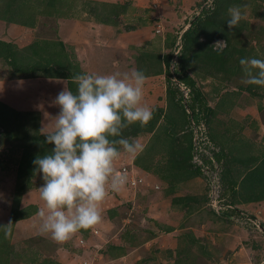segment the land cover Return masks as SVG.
<instances>
[{"label": "rangeland", "instance_id": "obj_1", "mask_svg": "<svg viewBox=\"0 0 264 264\" xmlns=\"http://www.w3.org/2000/svg\"><path fill=\"white\" fill-rule=\"evenodd\" d=\"M39 1L46 0H0V39L14 45L19 59L23 56L21 50L26 48L29 53L34 45V48H45L51 40L64 43L63 39H66L67 34V40L74 43L71 48L75 52L73 60L78 63L76 75L130 73L134 67H126L125 65L129 64L127 61L134 62L133 58L144 52L157 53L162 63L161 72L149 75L158 76L155 80L150 78L149 82L145 83L147 86L144 91L148 87L149 94L144 93V96L148 97L143 101L153 110H160L158 123L152 132L129 137L144 146L141 155H146V149L154 135L166 138L162 140L163 151L153 156V172H157L161 179L158 181L160 188L158 191L151 188L152 191L143 194L151 199L153 197L151 203H156L160 198L158 192L161 191V198H164L167 208L163 210V202H160L161 210L155 206L157 211H153L150 216L147 214L150 204L144 206L136 202L140 197L134 198V192L146 185L147 177L144 175L143 178V173L138 167L131 165L133 158L121 149V156L115 163L116 170L123 165L128 166L140 182L136 187L125 185L121 191L109 193L101 206L103 221L99 224L109 228L107 234L102 235L104 239L100 240L102 245L106 244L104 249L113 242L122 246L128 244L129 252L115 254L111 258H117L114 262L106 261L96 253L91 254L89 258L94 256L91 260H98L97 264H264V199L245 200L242 190L244 188L239 187L240 185L236 186L240 188L239 191L232 193L229 177L224 175L222 170L226 168L224 160L221 159L220 166L218 161L212 160L216 173L211 176V181L218 183L219 194L238 212L226 219L223 210L209 207L204 199L208 195L205 187L208 189L210 183L204 185L203 176L200 174L193 173L191 177L186 178V172L190 169L183 168L184 165L186 167L183 160L185 155L189 154L187 152L190 141L192 161L195 159V131H202L207 135L210 142L206 146L208 151L218 150L219 145L223 144V148L230 151L228 157L233 158L237 157L234 155L236 150L233 137L236 139L235 133L238 131H231L228 121L231 119L239 122L245 118L248 122H264V87L247 83L244 71L246 65L240 63L242 58L264 59V0H232L225 7L223 25L226 27L224 33L229 37V41L223 36H218L207 42L205 34L199 35L200 44L207 43L211 51L225 50L226 53H231L225 64L219 67L213 65L210 68L203 66L207 63L202 61V58L193 56L191 50L184 51L182 38L177 45L174 38L198 17L205 20L212 11L207 13V6H215V0L211 4L208 0H112V3L117 5L112 7L110 3L107 8L110 10L106 15V18L111 20L110 30L102 29L99 35L104 36L103 44L108 42L109 35H127V47L112 55L104 54V50L98 51L97 58L90 62L91 65L88 59L92 58L86 57L87 49L84 43L89 38L88 33L84 31L80 34L81 31L77 30L79 38H72L73 26L69 20L76 18L85 9L89 11L90 8L93 13L94 6L90 1L94 0H81V3H90L84 5V9L79 8L81 3L78 0H73L68 14L52 16L42 12L34 15L32 25L25 24L19 16L23 7L28 9L33 3V7L37 9ZM234 5H247L242 9L246 18L237 28L229 30L226 23L229 18L227 10ZM210 20L214 19L210 16ZM220 41H225V44L216 45ZM82 53H85L84 56ZM182 53L185 57L183 56L184 60L179 63ZM168 56L167 64L165 57ZM111 59L114 61V68L109 65ZM58 64L61 65L60 62ZM92 64L94 66L90 68ZM11 68L8 62L0 58V79L5 82H0V97H3V100L0 98V264H38L42 259H50L52 264L58 256L55 251L57 245L41 237V234L50 236L40 231L41 217L38 215L41 210L46 213L44 202L39 196V187H35L37 180H42V174L31 175L23 185L24 192L16 187L19 182L16 174L25 148V136L34 133V130H37L38 134H45L54 129L53 118L60 111L59 106L55 104V98L65 87L69 88V79L42 74L22 78L16 76ZM206 69L213 70L207 72ZM221 69H226L227 72ZM73 77L75 76L70 78L72 81ZM183 77L193 86L186 84L182 80ZM12 80L19 82H11ZM6 83L7 88L1 86ZM168 84H171L174 92L168 91ZM192 87L197 89L199 95H196ZM181 104L188 113L182 126L179 120L181 111L177 108ZM2 106L18 111L19 114H10L4 111ZM202 107L206 110H202ZM178 120L179 123L173 128V132L169 133L172 129L169 122ZM32 121L35 124L31 126ZM260 129L263 131V126ZM4 131L9 132V135ZM167 134H172L173 138ZM262 137L258 135L255 141L259 142L264 151ZM201 155L204 162L208 160L205 164L210 167L211 160L205 153ZM240 168V164L233 167L237 170ZM244 171H240V177H243ZM176 174L181 175L180 181L176 179ZM192 177L196 179L191 180ZM196 185L197 188L192 187ZM194 195L198 196V203H193L192 207L188 208L186 203L191 198L186 200V197ZM132 197L135 202L130 200ZM177 197L182 200H176ZM17 201L20 207L30 206L34 202L40 205V209L37 207L36 213L26 217H17ZM106 209L113 213V217L111 213V218L106 216ZM9 229L10 234L6 235ZM91 260L90 262H93Z\"/></svg>", "mask_w": 264, "mask_h": 264}, {"label": "clouds", "instance_id": "obj_2", "mask_svg": "<svg viewBox=\"0 0 264 264\" xmlns=\"http://www.w3.org/2000/svg\"><path fill=\"white\" fill-rule=\"evenodd\" d=\"M246 7L228 8L229 30L246 18L242 11ZM240 63L246 65V82L264 87V59L242 58ZM73 80L76 92L65 87L57 94L55 104L60 111L53 118L54 129L44 134L45 142L54 146L51 153L32 161L44 181L38 188L46 208V213H38L40 231L60 245L102 222L103 202L127 183L126 173L115 168L121 149L133 159L144 150L123 133L137 123L145 127L154 112L143 102L147 77L142 70L78 74Z\"/></svg>", "mask_w": 264, "mask_h": 264}, {"label": "trees", "instance_id": "obj_3", "mask_svg": "<svg viewBox=\"0 0 264 264\" xmlns=\"http://www.w3.org/2000/svg\"><path fill=\"white\" fill-rule=\"evenodd\" d=\"M232 0H215V10L211 11L212 6L209 5L206 9L209 13L207 18L205 20H202L200 17L197 18L196 21H194L182 34V40H183V46L184 51L191 50L193 56H197L202 58V61H204L207 68L213 67V65L219 67L223 64H225L227 58L231 56V53H226L225 50L223 52H216L211 51V49L207 46L208 44L205 43L202 45L198 41V37L201 33L206 35L207 42L213 37L223 36L229 41V37L224 33L225 25H223V20L225 19V7L231 3ZM234 1V0H233ZM71 3H73V0H46V1H39L37 2L39 8L35 9L33 7V3L27 7H23L21 15V21H23L25 24L32 25V21H34V15L35 14H41L42 12L49 13L50 15H66L68 14L69 10L71 9ZM36 4V3H35ZM32 6V7H30ZM206 8V6H205ZM28 16V18H26ZM210 16L214 20H210ZM24 24V25H25ZM207 25V26H206ZM177 37V36H176ZM174 38V40L176 39ZM173 40V42H174ZM36 43H33V45ZM35 47V45H34ZM31 48L29 50V53H27L26 48L21 50L23 53V56H21V59L18 58L17 53L15 51L14 45H12L10 42L4 41L0 39V58L4 59L6 62L10 64L12 67L14 74L18 77H33V76H39L40 74L49 76V77H65L68 78V86L69 89L72 90L74 93L76 92V84L74 81H72L70 78L72 76H76V69H78V63L74 61V50L69 47L67 44L62 43V41L58 40H51L49 43H47V46L45 48L41 47L39 48ZM50 48V51L48 49ZM71 48V49H70ZM183 51V52H184ZM46 52V53H45ZM45 53V54H44ZM226 53V54H225ZM56 56H55V55ZM158 54H152V53H140L138 57H136V62L138 65V70H142L145 75L150 74H158L162 71V63L161 59ZM183 53L180 56L181 63L184 60ZM57 57V58H56ZM60 60H59V59ZM165 61L167 64L169 63V56L165 57ZM60 62L61 65L58 64ZM72 68V69H69ZM72 70H75L73 72ZM181 70V69H180ZM213 69H206L207 72H211ZM222 70V69H221ZM229 70V69H228ZM72 71V72H71ZM226 71V69L222 70ZM15 76V77H16ZM181 78V77H180ZM182 80L188 84V81L185 77L182 78ZM190 86H193L191 82L189 81ZM193 90L196 91L197 89L193 88ZM219 89V88H218ZM168 91L174 92L173 88L171 87V84H168ZM4 111L10 112V114L16 113V115L19 114L18 111H15L11 108H8L7 106H2ZM177 108L180 109L181 115H180V126L184 123V120L187 118L188 113L186 108L183 106V104L177 106ZM193 109V106L191 107ZM202 110H206L205 107H202ZM1 103H0V113H1ZM22 115V114H21ZM160 118V110L155 109L153 112V119L145 126L140 127L139 124H134L130 128L126 129L123 133L125 137L129 136H137L143 132H152L153 129L156 127L158 120ZM179 120L177 122L170 121L171 123V130L169 133L173 132V128L179 123ZM254 123V122H250ZM35 124L34 121L31 122V126ZM234 129H237L238 133L236 132V139L233 137V143L235 145L236 155L237 157H228L229 152L225 148H223V144L219 145L218 150L212 151V156L214 160L219 164V162L222 164L221 159L224 160L226 168L222 169L223 174H227L230 182V185L232 186V193L236 191H239V187H242L244 189V195L245 200L247 201H259L261 199H264V151L263 147L259 145V142H256V136L250 137V135H247L245 133L246 126L240 125L236 122L234 125ZM37 129V128H35ZM4 133L8 136L9 132L4 131ZM169 137H172V134H167ZM215 139L216 137L213 136ZM173 138V137H172ZM25 148L24 152L22 153L18 166H17V174L16 178H18L19 182H17L16 187L19 190H22L21 192H24L23 185L26 182L27 179L31 177V175H34L36 173H39L35 166L33 165L32 161L37 156H43L45 154H50L52 148L54 147L51 144H48L45 142V136L44 134H38L37 130H34V133L30 135H26L25 138ZM166 140V138L154 135V137L150 140V145L146 149L145 154L146 155H139L135 159L132 160V166L138 167L137 169L143 170V171H152L155 168L154 164V154H159L161 151H163V141ZM214 139V140H215ZM163 140V141H162ZM191 140V138H190ZM162 141V142H161ZM239 141V143L237 142ZM232 143V144H233ZM240 144V145H239ZM190 148H192V142L190 141V144L188 146L189 154L187 156L185 155L184 160L186 163L183 166V168L190 169L188 172H186V178L191 177V175L194 174H200L203 176V182L204 185L207 184L209 180V176L203 173L201 166L197 165L192 161V154L190 151ZM178 151H180V148H178ZM246 152V154L244 153ZM211 160V166L210 169H213L214 165L212 164ZM208 162L205 161L204 163ZM219 164V166L221 165ZM236 164H240L241 168L240 170L233 169ZM133 166V167H134ZM179 166V164H178ZM193 167L194 169H191ZM223 167V165H222ZM221 167V168H222ZM182 168V167H180ZM232 168V169H231ZM178 169V168H177ZM244 169L243 177H240L239 173L240 171ZM222 170L220 172V179L222 178ZM196 171V172H195ZM155 172V171H154ZM157 173V172H156ZM158 174V173H157ZM178 181H180L181 175L179 176L176 174ZM194 177V176H193ZM196 179V178H193ZM184 178V177H183ZM44 183L42 180H37L35 183V187H40ZM191 186V183H189ZM237 185H240L238 188H236ZM194 188H197L198 186H192ZM173 188V187H171ZM209 189V188H208ZM205 187V192H208L209 190ZM235 189V190H234ZM203 190V187H202ZM208 194V193H207ZM198 196L194 197H186V200L191 198L190 201H187V207L191 208L193 203H198ZM182 200L180 197H177L176 200ZM197 199V200H196ZM207 201L208 204V195L204 198ZM16 202L15 206L18 207L16 209V215L17 217H26L28 215H31L37 211V207L35 205L20 207ZM220 203L226 207L222 211L223 216L226 217V219H229V215H236L238 212H236L234 207H232L230 203L226 202L222 195L220 194ZM209 206V205H208ZM210 207V206H209ZM212 210V209H211ZM13 214H15V211H12ZM216 214V213H215ZM83 232H87L82 230ZM127 244V242H126ZM129 252V245L122 246V245H115L111 244L108 246V248L105 249V253L109 255L110 257L115 256V254H125ZM38 264H51L50 259H42L40 263ZM52 264H59L57 262H52Z\"/></svg>", "mask_w": 264, "mask_h": 264}, {"label": "crops", "instance_id": "obj_4", "mask_svg": "<svg viewBox=\"0 0 264 264\" xmlns=\"http://www.w3.org/2000/svg\"><path fill=\"white\" fill-rule=\"evenodd\" d=\"M78 2L81 3V0H78ZM90 3H91V5L94 6L93 13L91 12L90 8H89V11L87 9H85V10H82L81 13H79L76 18H71L69 20L73 26L71 29V30H73L72 35H71L72 38H79L80 34L83 33L84 31H87V33H88L89 38L87 40H85L84 43H85L86 49H87V53L85 52L86 57L90 56L92 58V59H88L89 63L92 62L93 59L97 58L98 51L104 50L105 51L104 54H108V55L109 54L112 55V53H114L116 51H121L124 47H127V44H125V43L128 40V39H126L127 35H122L121 37L109 35L108 42L106 44H103V41H104L103 37L104 36L99 35V33L101 32L102 29L110 30L109 27L111 25L110 24L111 20H108L109 18H106V15L108 12H110V10L107 8H108L109 4L112 3V0H94V1H90ZM90 3L84 1V3H81L79 8L84 9V5H86V4L90 5ZM114 5L116 6L117 3H112V7H114ZM77 30L81 31L79 35L77 34ZM130 34H132V33H130ZM65 36H66V39L65 40L63 39V42L65 44H67L69 47H72V44H74V43L69 42L67 40L68 39L67 34ZM128 36L130 37L131 35H128ZM99 41H100V43H99ZM78 45H80V44H77V46ZM85 53H82V56H84ZM146 53H148V52H146ZM133 60H134V62H131L130 60H128L127 62L129 64L125 65V66L126 67L133 66L134 69H138L136 57L133 58ZM113 62L114 61L111 59L110 64H109L110 67H112V68H114V65H112ZM90 65H91V63H90ZM93 66L94 65L92 64V66H89V67L91 68ZM118 66H119V64H118ZM119 69H121V68H119ZM128 70H130V69H128ZM156 76H158V75L146 76L147 80L145 83L149 82L150 78H151V80H155L154 78H157ZM13 81L19 82L16 80H12L11 82H13ZM0 82H4V81L0 79ZM6 85H7V83L5 85H1V86H5V88H7ZM15 86H17L16 83H15ZM145 86H147V85H144V87ZM0 89H1V87H0ZM144 93L149 94L148 87H147L146 91H144ZM147 97H148L147 95L144 96V98H147ZM0 98L3 100V97H0ZM150 100H153V99L150 98ZM146 104H147V102H146ZM257 114H259V113H257ZM237 123H239V126L240 125L246 126L245 133L247 135L251 136V133H252V136H256L255 138H257L258 135L264 137V122L263 121L261 122V120L260 121L257 120L255 123L252 124V123L246 121L245 118H242ZM228 124H229L231 131H233L235 128L234 125L236 124V122L234 120L231 121V119H230L228 121ZM262 126H263V131L260 129ZM235 130H237V129H235ZM260 132H262V134ZM139 171H141V170H139ZM141 172L143 173V178H144V175H146L147 178H145V179H146L147 183H146V185H143V187L141 186L140 188H138V192H134L135 193L133 195L134 198L140 197V199H139L140 201L138 200L136 202L142 203V204H144V206L150 204L149 209L147 211V214L150 216L152 215L151 213L153 211H157V209H156L157 206L161 210V205L159 204L160 202H163V210H166L167 204H166V202H164V198L163 197L161 198V193H160L161 191L158 192L160 194V198L158 199V201L156 203L154 201H153V203H151L153 200V197L151 199L150 196L143 194V193H149L150 191H152L151 188H153L154 190H157V191L159 190L160 185L158 184V181H160L161 179L158 177V174L155 172L146 171V170L145 171L142 170ZM150 184H151V186H150ZM155 187H157V188H155ZM138 194H140L141 196H138ZM143 199H145V200H143ZM130 200L135 202L133 197ZM121 202H123V201H121ZM34 204H36V203L33 202L32 205H34ZM36 205L35 206L38 207V209H40V205L39 204H36ZM155 206H156V208H155ZM112 207H115V206L112 205ZM105 212H106V216L108 215V217H110V213H111V217H113V213L109 212L108 209H106ZM106 226L97 225L96 227H94L90 230H87L86 233L81 231V232L77 233L76 235H74L71 240H69L67 243H65L63 245L57 244L51 238L50 234H49L50 237H48V236L46 237V235H42V234H41V237H44V238L56 243L57 246H55L56 247L55 251H56V254L58 256H57V258H55V257L54 258H55L56 262L59 264H91V263L97 264L98 260H96V259H94V261L91 260V258H94V256L89 258V256L93 253H96V255H99L101 258H103L106 261L114 262L117 258L111 259L112 257H110L109 255L104 253L105 249L103 246L106 244L102 245V243H101L102 242L101 240L104 239L102 237L103 233L107 234V232H108L109 227H106ZM100 233H101V235H99ZM106 242H109V241H106ZM113 244L119 245L118 243H114V242H113ZM89 247L90 248L95 247L96 249H90ZM100 249H101V252H100ZM90 260L93 262H90Z\"/></svg>", "mask_w": 264, "mask_h": 264}, {"label": "built area", "instance_id": "obj_5", "mask_svg": "<svg viewBox=\"0 0 264 264\" xmlns=\"http://www.w3.org/2000/svg\"><path fill=\"white\" fill-rule=\"evenodd\" d=\"M212 1L213 0H208V3L211 4ZM183 32L176 37L175 39L176 45L180 43ZM209 143L210 142L208 140V137L204 132L195 131V135L193 137V147H194L193 159L194 158L195 159L193 161L197 165L201 166V169L204 174L209 176L208 183L210 184H209V191H208V205L212 208L216 207L217 210H220V209L224 210L226 209V207L220 203V194L218 192V186H217L218 183L211 181V176L213 175L214 172L216 173V171H214V169H210L204 163L202 155H201V153H205L209 159L214 160L212 156V152L206 149L207 148L206 146ZM117 171H123L126 173L127 175L126 185H129L130 187L132 186V188L136 187L137 183L140 182V180L135 177V175L133 174V171L128 166L123 165L119 169H117Z\"/></svg>", "mask_w": 264, "mask_h": 264}]
</instances>
